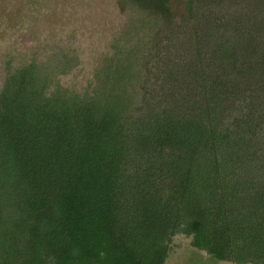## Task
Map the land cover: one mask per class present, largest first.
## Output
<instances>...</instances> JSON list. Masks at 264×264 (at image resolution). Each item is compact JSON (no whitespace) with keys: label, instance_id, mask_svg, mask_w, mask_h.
I'll return each instance as SVG.
<instances>
[{"label":"trees","instance_id":"1","mask_svg":"<svg viewBox=\"0 0 264 264\" xmlns=\"http://www.w3.org/2000/svg\"><path fill=\"white\" fill-rule=\"evenodd\" d=\"M116 1L86 91L66 53L0 89V264H264V0Z\"/></svg>","mask_w":264,"mask_h":264},{"label":"rangeland","instance_id":"2","mask_svg":"<svg viewBox=\"0 0 264 264\" xmlns=\"http://www.w3.org/2000/svg\"><path fill=\"white\" fill-rule=\"evenodd\" d=\"M171 9L174 22L187 16L184 0H172ZM128 16L116 0H0V89L14 67L33 59L53 64L66 53L73 65L58 77L60 83L86 91L94 69L125 30ZM189 240L174 235L164 264H234L191 247Z\"/></svg>","mask_w":264,"mask_h":264}]
</instances>
